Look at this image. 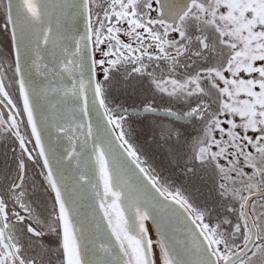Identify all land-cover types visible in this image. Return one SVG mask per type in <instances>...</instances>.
<instances>
[{
  "label": "snow or ice",
  "instance_id": "obj_1",
  "mask_svg": "<svg viewBox=\"0 0 264 264\" xmlns=\"http://www.w3.org/2000/svg\"><path fill=\"white\" fill-rule=\"evenodd\" d=\"M0 146V264H264V0H0Z\"/></svg>",
  "mask_w": 264,
  "mask_h": 264
},
{
  "label": "trees",
  "instance_id": "obj_2",
  "mask_svg": "<svg viewBox=\"0 0 264 264\" xmlns=\"http://www.w3.org/2000/svg\"><path fill=\"white\" fill-rule=\"evenodd\" d=\"M154 159H155V161H156V163H157L158 166L161 165V164H163V162H164L163 161V155L160 152H157L156 153Z\"/></svg>",
  "mask_w": 264,
  "mask_h": 264
},
{
  "label": "flooded vegetation",
  "instance_id": "obj_3",
  "mask_svg": "<svg viewBox=\"0 0 264 264\" xmlns=\"http://www.w3.org/2000/svg\"><path fill=\"white\" fill-rule=\"evenodd\" d=\"M3 159V146H0V160Z\"/></svg>",
  "mask_w": 264,
  "mask_h": 264
}]
</instances>
